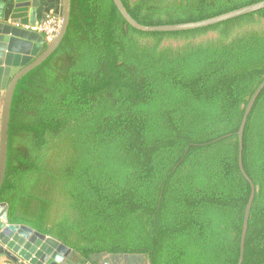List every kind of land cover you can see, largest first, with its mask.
Returning a JSON list of instances; mask_svg holds the SVG:
<instances>
[{
	"label": "trees",
	"instance_id": "trees-1",
	"mask_svg": "<svg viewBox=\"0 0 264 264\" xmlns=\"http://www.w3.org/2000/svg\"><path fill=\"white\" fill-rule=\"evenodd\" d=\"M147 27L264 0H121ZM50 45L45 42L43 51ZM264 9L145 32L113 0H71L57 49L19 80L0 203L73 250L127 264H264Z\"/></svg>",
	"mask_w": 264,
	"mask_h": 264
},
{
	"label": "water",
	"instance_id": "water-1",
	"mask_svg": "<svg viewBox=\"0 0 264 264\" xmlns=\"http://www.w3.org/2000/svg\"><path fill=\"white\" fill-rule=\"evenodd\" d=\"M40 3L43 7L39 6ZM123 18L134 28L145 32L185 31L211 26L251 12L264 9V2L245 7L209 20L178 24L172 26L147 27L137 23L128 13L121 0H113ZM47 9H43L45 6ZM71 0H0V191L2 189L8 156V131L11 105L15 88L20 79L43 63L62 42L70 21ZM50 12L62 19L58 37L43 51L45 39L42 35L28 31L25 25L33 26ZM264 88H258L247 105L240 130V168L245 178L251 180L242 166V138L247 117L253 104ZM246 206L241 239V255L238 264H242L245 238L255 187ZM9 207L0 203V256L6 255L8 263L13 264H63L73 252L61 241L42 234L24 224H11L8 218Z\"/></svg>",
	"mask_w": 264,
	"mask_h": 264
},
{
	"label": "built area",
	"instance_id": "built-area-1",
	"mask_svg": "<svg viewBox=\"0 0 264 264\" xmlns=\"http://www.w3.org/2000/svg\"><path fill=\"white\" fill-rule=\"evenodd\" d=\"M62 27V19L50 12L41 20L37 21L33 26L25 25L24 29L32 31L42 35L45 39V42L51 44L58 37Z\"/></svg>",
	"mask_w": 264,
	"mask_h": 264
},
{
	"label": "crops",
	"instance_id": "crops-1",
	"mask_svg": "<svg viewBox=\"0 0 264 264\" xmlns=\"http://www.w3.org/2000/svg\"><path fill=\"white\" fill-rule=\"evenodd\" d=\"M1 109H2V105L0 107V110ZM2 256H4V258H1V256H0V264H11V263L6 262V260H9V258H7L6 255H2ZM73 258L74 257H73V252H72L63 264H70V263L72 264ZM114 259H116V257H112L110 255H105V256H102L101 258H99L98 264H126V262H125L126 258L125 257L117 259V261H114ZM88 264H90V263H88Z\"/></svg>",
	"mask_w": 264,
	"mask_h": 264
},
{
	"label": "flooded vegetation",
	"instance_id": "flooded-vegetation-1",
	"mask_svg": "<svg viewBox=\"0 0 264 264\" xmlns=\"http://www.w3.org/2000/svg\"><path fill=\"white\" fill-rule=\"evenodd\" d=\"M39 6H40V7H43V4L40 3V1H39ZM48 6H49V5H48ZM48 6L46 5L43 9H47ZM8 218H9V213H8ZM1 258H4V256H1ZM6 262H7V260H6ZM47 264H51V261H49ZM70 264H71V263H70ZM126 264H127V263H126Z\"/></svg>",
	"mask_w": 264,
	"mask_h": 264
}]
</instances>
